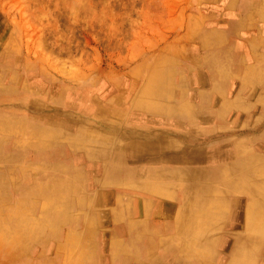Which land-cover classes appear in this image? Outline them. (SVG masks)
<instances>
[{
	"label": "rangeland",
	"instance_id": "1",
	"mask_svg": "<svg viewBox=\"0 0 264 264\" xmlns=\"http://www.w3.org/2000/svg\"><path fill=\"white\" fill-rule=\"evenodd\" d=\"M237 1L253 8L244 26L234 32L232 22L242 20L248 12L235 6ZM262 1L0 0V83L13 88L9 97L0 100V112L37 120L44 117L45 123L68 125L70 121L62 114L66 116L69 109L56 111L50 102L63 94L77 103L83 98L87 100L85 104L83 101V131L94 140L99 139L98 147L108 149L104 163L84 147L75 153L68 146L67 150L60 148V162H73L82 173L80 185L73 182L74 191L68 194V202L73 196V205L61 221L38 233L30 229L12 230L7 240L0 241V264H138V258H125L129 253L126 255L123 250L135 245L131 244L135 229L126 222L133 220L137 226L160 228L174 224L178 209L175 198L156 195L160 197H154L148 212L144 202L149 194L145 197L133 188L121 190L109 180L108 163H113L118 152L116 147L121 140L117 139L121 134L108 141L105 137L110 135L108 124L98 126L96 116L99 109L113 104L123 112L112 121L129 128L127 116L134 111L132 103L143 95L148 81L161 69L175 73V84L192 93L195 105H203L200 97L203 94L208 101L206 106L215 114L202 119L206 136L197 142L192 136H174L178 146L204 147L222 138L223 147L232 148L231 155H235L237 143L253 145L252 149L264 155V70L260 68L264 60V16L257 15ZM223 50H230L232 62L219 79L208 57ZM218 88L224 89V93ZM25 89L37 94L43 108L35 109L19 101L18 93ZM179 96L180 89L175 101ZM92 104L98 110L86 113ZM133 127L141 130L133 131L130 137L144 139V126ZM161 130L159 127L158 133ZM46 161L54 163L48 158ZM40 184L34 182L32 186ZM76 188L78 191L74 193ZM24 189L16 190L13 184H7V192L1 191L5 193L0 202L9 199L10 205L17 201L24 206L35 203L29 216L33 221L41 220L44 196L20 197ZM124 197L130 200L129 212L135 209L132 216L128 205L120 203ZM218 199L223 200L221 196ZM124 203L128 204L126 200ZM173 205L170 211L166 210ZM116 209L128 216L116 218ZM4 213H0V218ZM239 222L234 229L222 228L225 244L213 246L214 258L203 256L194 261L191 258L189 264L215 263L218 251L228 257L235 243L233 233L244 229L243 219ZM164 235L174 237V229L165 230ZM260 247L264 251V240ZM117 248L122 250L115 254ZM259 261L264 262V258Z\"/></svg>",
	"mask_w": 264,
	"mask_h": 264
},
{
	"label": "bare ground",
	"instance_id": "2",
	"mask_svg": "<svg viewBox=\"0 0 264 264\" xmlns=\"http://www.w3.org/2000/svg\"><path fill=\"white\" fill-rule=\"evenodd\" d=\"M234 5L248 11L242 20L232 22L231 29L237 32L239 26H244L247 21L253 5L249 6L242 1H237ZM257 9V15L264 16V0ZM229 52L230 50H223L208 57L210 66L219 79V75H223L221 72L225 73L231 65ZM260 68L264 70V60L261 61ZM174 76L175 73L165 69L153 75L143 95L132 103L134 111L131 116H127L129 128L112 121L123 112L113 104L99 110L96 104H92L90 110L86 111L93 113L98 110V126L108 124L110 130V135L105 136L108 141L121 134L117 139L121 140L117 143L118 152L113 163H108L109 180L112 183L121 190L133 188V191L145 197L149 194L148 201L144 202L148 212L154 204V197H160L156 195H169L177 200L176 219L170 228L147 224L137 226L138 223L127 217V225L135 229L131 243L135 245L127 249L128 252L123 250L126 255L129 253L125 258H138V264H189L191 258L193 261L203 256L214 258L216 245L220 242L222 246L225 244L222 228L234 229L240 223L239 220L243 219L244 229L233 233L235 243L229 256H221L218 251L217 261L205 264H254L259 258H264V251H260L264 240V155L252 149L253 145L239 146L238 143L234 144L235 155H231L232 148L223 147L225 140L222 138L204 147L185 144L178 146L174 136H192L196 142L206 136L204 133L207 131H204L203 125L205 121L202 119H210L215 114L206 106L208 101L203 94H200L203 105H195L191 100L192 93L184 89L186 87L176 85ZM179 89L180 103L178 99L175 101ZM12 90L13 88L0 83V100L5 96L9 97ZM218 90L224 93V89ZM18 95L23 104L35 109L43 108L35 92L25 89ZM186 97L190 100H185ZM83 101L84 104L87 102L82 98L77 103L69 99L68 94H63L60 99L54 98L50 102L56 111L64 112L69 109V112H65L66 116L62 114L64 119L70 121L68 125H51L45 123L44 117L37 120L16 113L0 112V196L3 197L5 193L1 191L7 192V184H13L16 190L25 188L20 197L42 194L45 202L43 218L33 221L29 212L35 203L24 206L25 204L16 201L14 205H10L9 199H4L5 196V201L0 202V213L5 212L2 214L3 218H0V241L7 240L12 230L17 232L30 229L38 233L46 226H53L65 217L68 207L73 205V196L68 202V194L73 189V182L80 185L79 176L82 173L75 168V163L60 162L59 151L62 146L64 150L68 146L74 153L78 148L84 147L91 156L99 157L107 163L108 149L98 147L96 142L99 139L94 140L83 131ZM66 107L68 108L65 109ZM133 125L144 126V139L130 137L133 131L141 130ZM159 127L162 129L161 133H158ZM13 136L14 141L11 140ZM196 142L193 145H197ZM28 156L37 161L28 159ZM46 158L54 163H48ZM206 163L216 164L211 166ZM258 177L261 179L258 180ZM20 182L27 185L21 186ZM34 182L41 184L33 187ZM76 190L78 188L74 193H77ZM219 196L223 200L218 199ZM120 203L128 205V213L132 216L135 209L129 212L130 200L124 197ZM4 206L6 209H3ZM173 207L174 205L167 206L166 210L170 211ZM126 214L123 210H115L116 218H125ZM169 229H174L175 236L164 238L165 230ZM121 250L117 248L115 254ZM224 258H229V261L225 262Z\"/></svg>",
	"mask_w": 264,
	"mask_h": 264
}]
</instances>
